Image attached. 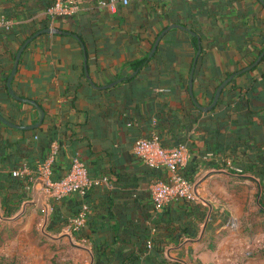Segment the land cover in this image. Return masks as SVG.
<instances>
[{"label": "crops", "instance_id": "crops-1", "mask_svg": "<svg viewBox=\"0 0 264 264\" xmlns=\"http://www.w3.org/2000/svg\"><path fill=\"white\" fill-rule=\"evenodd\" d=\"M74 1L77 15L52 18L51 0H0V116L33 126L44 113L33 130L0 122V260L16 259L13 249L2 250L19 245L24 264L242 262L251 235L241 216L249 207L238 219L232 196L247 190L256 197L254 211H264V56L249 72L235 73L264 50V0H130L114 11L111 0ZM44 25L61 34L33 39L11 82L13 93L39 111L10 97L6 82L17 51ZM171 25L199 38L192 93L200 106L208 107L234 75L209 112L197 109L188 91L197 51L190 34L169 30L149 58ZM145 58L147 66L134 71L130 64ZM153 134L164 147H187L181 174L194 188L188 205L177 200L154 208L148 187L167 173L133 150L137 139ZM54 147L52 181L77 156L99 185L85 197H55L40 172ZM14 179L27 183L14 187ZM14 193L23 201L4 213L1 198ZM83 203L90 208L86 224L72 233L67 219Z\"/></svg>", "mask_w": 264, "mask_h": 264}, {"label": "built area", "instance_id": "built-area-1", "mask_svg": "<svg viewBox=\"0 0 264 264\" xmlns=\"http://www.w3.org/2000/svg\"><path fill=\"white\" fill-rule=\"evenodd\" d=\"M130 0H111L107 6L114 11L117 4L128 5ZM190 2L191 0H186ZM79 7L74 0H52L50 14L55 17H73L78 14ZM127 126H130L128 124ZM134 153L146 165L154 169H164L167 173L166 179L157 181L149 185L148 190L154 208L159 211L167 204L177 200L192 201L194 198V188L192 182L181 174V169L187 162V147L184 144L165 148L161 145L159 135L153 134L149 139H137L134 142ZM56 155V147L40 166L41 174L46 182L47 190L51 191L55 197L62 198L67 195L77 194L85 197L87 191L99 185L96 179H90L85 163L77 156L72 157L68 174L57 181H52L51 166ZM13 176H17L14 172ZM89 205L83 203L78 212L67 219L69 229L72 233H78L86 224L89 213ZM229 228L235 230L236 223L232 221ZM150 247V243L148 244Z\"/></svg>", "mask_w": 264, "mask_h": 264}, {"label": "water", "instance_id": "water-1", "mask_svg": "<svg viewBox=\"0 0 264 264\" xmlns=\"http://www.w3.org/2000/svg\"><path fill=\"white\" fill-rule=\"evenodd\" d=\"M261 1V0H260ZM262 4L264 5V2H262ZM182 29L183 31L187 32L188 34H190L192 37H197L196 34L192 31H190L189 29H186L184 27H181L179 25H171L169 26L168 28H166L165 30H163L160 35L157 37V39L155 40L154 42V45L152 47V50L149 54V58L154 54L162 36L168 32L169 30L171 29ZM43 34H61V31H59L58 29L56 28H45V29H42L38 32H36L33 36H31L29 39H27L22 45L21 47L19 48V50L17 51L16 55H15V58H14V61H13V66H12V69H11V72L9 74V77L7 79V82H6V87H7V91H8V94L10 95V97H12L13 99H15L16 101H19V102H23V103H27V104H30L32 106H34L36 109H38L39 111H41V109L39 108V106L32 100H28V99H22V98H19L17 97L12 89H11V82L13 80V77L16 73V70H17V67H18V63H19V59H20V56L24 50V48L33 40L35 39L36 37L40 36V35H43ZM75 39H78L76 36H73ZM200 52H201V47H200V42H199V38H198V46H197V51H196V54H195V57H194V61L192 63V66H191V70H190V73H189V81H188V91H189V95L191 97V100L192 102L194 103L195 107L197 109H199L200 111L206 113V112H209L211 111L217 104L218 100H219V97L221 95V92L223 91V89L229 84V82L233 79L234 75H231L229 76L227 79H225L216 89L215 91V94L213 96V99H212V103L208 106V107H202L200 106L194 96H193V93H192V87H193V74H194V70H195V66H196V61L200 55ZM264 56V50L260 53V55L257 57V59L255 60L254 63H252L250 66L238 71L237 73H235V75H241L243 73H246V72H249L250 70H252L254 67H256L259 62L262 60ZM86 61V59L84 58V62ZM85 67V75L86 77H88V74H87V70H86V65L84 66ZM119 81H117L116 83H119ZM116 83H112V84H109L108 86H105V87H101V89H107V88H110V87H113ZM91 85L94 87V88H97L95 87L92 83ZM99 89V88H97ZM43 116H44V113L41 111V118H40V121L38 124L36 125H33V126H19V125H14L12 123H10L9 121H7L6 119H4L3 117L0 116V122H2L3 124L7 125L8 127L10 128H13V129H18V130H33V129H36L38 128L42 121H43Z\"/></svg>", "mask_w": 264, "mask_h": 264}, {"label": "rangeland", "instance_id": "rangeland-1", "mask_svg": "<svg viewBox=\"0 0 264 264\" xmlns=\"http://www.w3.org/2000/svg\"><path fill=\"white\" fill-rule=\"evenodd\" d=\"M245 191H243V193H239V195L232 196V204L235 207L238 219L241 216L243 207H245V209L249 207L247 209L249 211V214L247 216L242 215L241 217H243V224H245L244 226H246V223H249L247 224L249 227V229H247V232H249V234L251 235V244L245 252L248 255L244 256V260L242 262H240L239 260L237 261L238 264H264V214L263 216L257 215V212L254 211V208L257 205L256 197L246 196L247 194L245 193ZM262 212L264 213V211ZM18 246L19 245L13 246L15 248H10L9 246H7L8 248L6 249V251L2 250L5 253L10 252L12 254L14 251V255L16 254V259H13V261L1 259L0 264H24L25 261L21 257L22 249H18Z\"/></svg>", "mask_w": 264, "mask_h": 264}, {"label": "trees", "instance_id": "trees-1", "mask_svg": "<svg viewBox=\"0 0 264 264\" xmlns=\"http://www.w3.org/2000/svg\"><path fill=\"white\" fill-rule=\"evenodd\" d=\"M51 4H52V0H51ZM47 25H44L42 28H45ZM40 29H35L34 31H33V33H32V35H34L37 31H39ZM31 35V36H32ZM192 43H193V46H194V48H195V51H196V49H197V44H198V40H197V38L196 37H193L192 38ZM150 61V59H147V58H145V59H141V60H137V61H134V62H132L131 64H130V66L134 69V71H136L137 73H139L144 67H146L147 66V64H148V62ZM254 62V61H253ZM252 62V63H253ZM162 145V144H161ZM163 146V145H162ZM164 147V146H163ZM170 147H173V146H170ZM170 147H165V148H170ZM149 167V166H148ZM151 168V167H150ZM152 169H154V168H152ZM68 174V171H67V173L64 175V177L66 176ZM64 177H61V178H59V179H62V178H64ZM58 179V180H59ZM157 181H160V180H157ZM157 181H154V182H157ZM153 182V183H154ZM27 183V181H26V179H23L22 180V182L20 181V182H18V180H16V179H14V184H13V186L15 187H23V186H25V184ZM152 184V183H151ZM23 195L22 194H20V193H14V194H10V195H8V194H5V195H3L2 196V198H1V204H2V209H3V211H4V213H7V214H11V213H13V212H15L18 208H19V206H20V204H21V202L23 201ZM180 201H183V204L184 205H188L189 203H188V201L187 200H180ZM263 201H261L260 200V205L264 208V203H262ZM187 203V204H186ZM257 212V211H256ZM263 212H257V215H262L263 216ZM149 244V243H148Z\"/></svg>", "mask_w": 264, "mask_h": 264}]
</instances>
